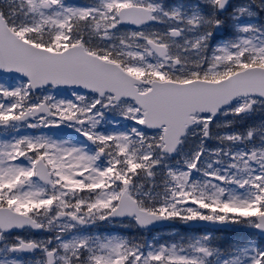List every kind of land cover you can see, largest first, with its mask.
<instances>
[{
    "label": "snow or ice",
    "instance_id": "obj_1",
    "mask_svg": "<svg viewBox=\"0 0 264 264\" xmlns=\"http://www.w3.org/2000/svg\"><path fill=\"white\" fill-rule=\"evenodd\" d=\"M0 264H264V0H0Z\"/></svg>",
    "mask_w": 264,
    "mask_h": 264
},
{
    "label": "rangeland",
    "instance_id": "obj_2",
    "mask_svg": "<svg viewBox=\"0 0 264 264\" xmlns=\"http://www.w3.org/2000/svg\"><path fill=\"white\" fill-rule=\"evenodd\" d=\"M163 231H169V230H163Z\"/></svg>",
    "mask_w": 264,
    "mask_h": 264
}]
</instances>
